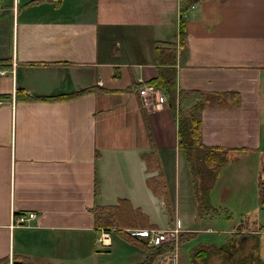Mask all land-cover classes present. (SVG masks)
<instances>
[{
    "label": "crops",
    "instance_id": "crops-1",
    "mask_svg": "<svg viewBox=\"0 0 264 264\" xmlns=\"http://www.w3.org/2000/svg\"><path fill=\"white\" fill-rule=\"evenodd\" d=\"M183 14L180 0L1 1V264L10 255L24 264H141L147 250L128 233L141 226H104L109 242L100 240L97 209L123 199L159 227L199 231L221 216L199 212L171 99L159 90L164 99L146 104L139 93L174 65L179 88L205 93L194 110L202 140L229 155L209 200L229 209L242 200L264 223V0H200ZM90 86L98 88L79 93ZM153 150L169 200L149 184L159 172L146 159ZM230 166L233 176L251 168L253 203L220 183ZM27 211L38 213L33 226L13 225Z\"/></svg>",
    "mask_w": 264,
    "mask_h": 264
},
{
    "label": "trees",
    "instance_id": "trees-1",
    "mask_svg": "<svg viewBox=\"0 0 264 264\" xmlns=\"http://www.w3.org/2000/svg\"><path fill=\"white\" fill-rule=\"evenodd\" d=\"M2 0H0L1 3ZM200 0H180L181 15L186 13L192 3ZM184 20H181V29L183 30ZM181 31V30H180ZM173 66V65H171ZM163 89L164 93L171 99V103L178 117L179 122V145L184 150L187 157L188 165L191 168L195 182V191L199 199V212L201 216L215 217L222 213L219 207L213 205L209 200V190L215 183L220 173L222 163L228 161V153L223 147L208 146L202 140V121L196 116L194 110L203 99L204 92L194 88H179L177 85V69L175 65L168 67L167 71L159 74L151 81ZM140 84V83H138ZM98 88V87H97ZM96 87H87L79 93L97 89ZM179 88V89H178ZM20 92V88H18ZM28 98H37L26 90L24 91ZM78 92L72 96L79 94ZM234 93V92H233ZM224 93H216L215 96H221ZM235 94V93H234ZM236 96V94H235ZM213 97L207 94L206 98ZM150 168L155 167L159 172L157 175L149 177V184L157 194H163L165 199L169 200L168 186L164 171L161 168L160 160L153 150L146 154ZM202 178H205L203 180ZM125 212V213H124ZM102 227L117 226L119 224H131L142 227H158L148 222L147 214L140 208H135L128 200L123 199L118 205H107L97 209ZM253 214V213H252ZM254 215V214H253ZM129 217V221L126 218ZM105 221V222H103ZM124 231V230H123ZM122 231V232H123ZM127 231H125V234ZM196 230L184 231L182 241L195 235ZM264 234V223H259L252 218L250 214L241 217L240 223L233 231L230 239L225 244H204L201 243L191 250L192 264H208L209 258L214 254V248L223 253L224 261L222 264H264V255L261 252V237ZM129 235V234H128ZM255 237L256 240L251 245L250 240ZM139 244L147 250V258L141 264H153L160 254L171 249L167 242L160 245H152L147 240L135 238ZM2 262V260H0Z\"/></svg>",
    "mask_w": 264,
    "mask_h": 264
},
{
    "label": "rangeland",
    "instance_id": "rangeland-1",
    "mask_svg": "<svg viewBox=\"0 0 264 264\" xmlns=\"http://www.w3.org/2000/svg\"><path fill=\"white\" fill-rule=\"evenodd\" d=\"M180 33H181V31L179 29L177 34L180 35ZM177 37H179V36H177ZM178 41H179V38H178ZM156 86L162 93L164 92L162 88H160L158 85H156ZM227 163L228 162L222 163L223 165L221 168L223 169V167H225L227 165ZM250 169H251L250 167L243 168L242 166H240L237 169V171L240 175L233 176V175H230L229 171H235V167L230 166V168H227L225 175H223L225 171L222 173V176L219 179V181L221 184H224V185H227V184H234L235 186L237 185L236 187H239V188H237L238 192L243 196L247 195L246 201H248V202L255 201V199H257V195H256V193L253 192L254 191V187H253L254 185L252 182L253 178H252V176L249 175V172L247 171ZM154 170H156V169H154ZM237 177H239V178H237ZM202 179L205 180V178H202ZM233 180H235V181H233ZM240 202L242 204H240ZM233 204H237L238 206L240 205L241 207H237V208L233 207L231 209H229V207H227L228 209L226 207L219 208V211L222 213V215L219 218L216 217L218 219H214L213 222H211V219H209L210 217L205 218V219H209V220H201V222H199L197 224L198 226H200L199 231L197 230L196 232H194L195 235L193 237L186 239L182 243H181V241H182L181 237H182V234L184 233V231L180 228V230L178 231L179 240L173 239V240L164 241V242H167L171 245L170 246L171 249L160 254L159 255L160 257L157 256V258H161V255H162V259L159 260L157 264H192L190 253H191V250L195 246H198L201 243H204V244H215V243H217L216 245H218V244H225L226 242H228L232 234L228 233V231H226L225 229L231 230V228H235V226L238 222V219L236 217H239V216L244 217L245 216V204H244V202L241 200V201H238V202L233 203ZM228 210L234 212V216H236V217H234V220L231 218V216H232L231 212H229ZM228 215H229V217H228ZM126 220L129 221V217L126 218ZM206 224H208V225H206ZM204 225H205L204 228H206L207 226H212L215 229H212V230L211 229H203ZM255 240H256V238L252 237V239L250 240L251 241L250 244L252 245ZM261 242H262V245H261L260 249L264 255V234L261 237ZM177 243H178V245H177ZM99 244H101V243H99ZM181 248L184 249L182 252L180 251ZM182 253L184 255V259L182 258ZM186 258L188 259V261L186 260ZM223 261H224L223 253L220 252L219 249L214 248V254L212 255V258H209L208 264H222ZM226 264H230V263L226 262Z\"/></svg>",
    "mask_w": 264,
    "mask_h": 264
},
{
    "label": "built area",
    "instance_id": "built-area-1",
    "mask_svg": "<svg viewBox=\"0 0 264 264\" xmlns=\"http://www.w3.org/2000/svg\"><path fill=\"white\" fill-rule=\"evenodd\" d=\"M195 4H192L191 7H194ZM6 71V69L1 68L0 69V73H4ZM143 86V87H142ZM140 89H139V93L143 96V97H147L144 98V102L146 104H150L151 102L155 101V100H159L161 98V100L164 99L165 96H159V89L157 88V86L153 83H147V84H143ZM167 97V96H166ZM38 213L37 212H23L17 216H15V218H13V225L16 226H26V227H32L33 223L37 220ZM101 229L103 230L100 240H102V242L104 244H108V231H106L105 227H101ZM180 230L179 227H170V228H164V227H140V228H134L133 230L129 231L136 235V237L147 240L150 244L152 245H160L161 243H163L164 241H168V240H179V236H178V231ZM178 245V243H177ZM1 264V263H0ZM4 264H24L22 262H17L13 255H10L9 259L4 263Z\"/></svg>",
    "mask_w": 264,
    "mask_h": 264
}]
</instances>
